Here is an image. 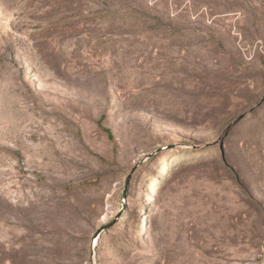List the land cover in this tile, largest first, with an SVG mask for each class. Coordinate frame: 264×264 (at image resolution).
<instances>
[{
  "label": "rangeland",
  "instance_id": "obj_1",
  "mask_svg": "<svg viewBox=\"0 0 264 264\" xmlns=\"http://www.w3.org/2000/svg\"><path fill=\"white\" fill-rule=\"evenodd\" d=\"M0 264H264V0H0Z\"/></svg>",
  "mask_w": 264,
  "mask_h": 264
}]
</instances>
